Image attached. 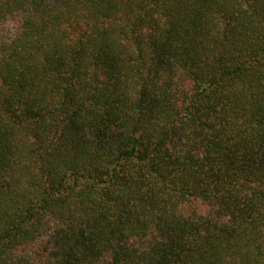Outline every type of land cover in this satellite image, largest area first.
<instances>
[{"label": "trees", "instance_id": "obj_1", "mask_svg": "<svg viewBox=\"0 0 264 264\" xmlns=\"http://www.w3.org/2000/svg\"><path fill=\"white\" fill-rule=\"evenodd\" d=\"M0 264H264V0H0Z\"/></svg>", "mask_w": 264, "mask_h": 264}]
</instances>
